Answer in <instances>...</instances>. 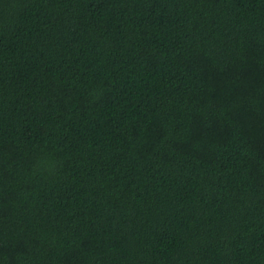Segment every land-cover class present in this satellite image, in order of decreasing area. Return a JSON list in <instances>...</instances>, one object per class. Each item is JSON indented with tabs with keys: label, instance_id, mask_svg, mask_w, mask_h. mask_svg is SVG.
<instances>
[{
	"label": "trees",
	"instance_id": "16d2710c",
	"mask_svg": "<svg viewBox=\"0 0 264 264\" xmlns=\"http://www.w3.org/2000/svg\"><path fill=\"white\" fill-rule=\"evenodd\" d=\"M0 264H264V0H0Z\"/></svg>",
	"mask_w": 264,
	"mask_h": 264
}]
</instances>
